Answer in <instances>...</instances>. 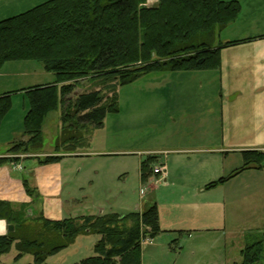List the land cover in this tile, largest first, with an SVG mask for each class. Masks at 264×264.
<instances>
[{"label": "trees", "instance_id": "1", "mask_svg": "<svg viewBox=\"0 0 264 264\" xmlns=\"http://www.w3.org/2000/svg\"><path fill=\"white\" fill-rule=\"evenodd\" d=\"M147 1L52 0L0 22V69L8 62L37 61L57 79L54 85L24 91L29 101L24 132L29 140L16 143L10 154L42 150L45 120L59 106L62 130L56 150L73 153L87 146L84 133L88 129L100 130L108 114H118L117 86L133 84L151 73L220 70L222 49L239 43L219 41L220 34L239 17L242 7L237 1L155 0V6L144 7ZM85 80L100 88L75 95ZM11 108L12 96H1L0 128ZM242 157L244 165L233 177L207 189L224 185L247 170L263 169V152L246 151ZM60 160V156H51L39 162L46 165ZM17 161L0 158V168ZM153 161L151 157L142 164L143 183ZM25 188L34 196L27 181ZM0 220L15 227L13 233L0 236V259L15 246L18 259L31 255L33 264H44L77 238L91 235L101 237L94 248L96 256L80 264H142L143 241L163 233L157 205L142 214L56 221L33 216L27 206L16 209L0 201ZM261 234L247 239L242 264H262ZM252 237L261 239L253 241Z\"/></svg>", "mask_w": 264, "mask_h": 264}, {"label": "rangeland", "instance_id": "2", "mask_svg": "<svg viewBox=\"0 0 264 264\" xmlns=\"http://www.w3.org/2000/svg\"><path fill=\"white\" fill-rule=\"evenodd\" d=\"M46 1L0 0V22L25 14L47 3ZM156 4L155 0H148L143 6L153 7ZM51 78L57 81L55 74L47 72L37 61L8 62L0 69V94L14 91L18 93L23 88L50 82ZM182 80L181 75L151 73L133 84L117 86L115 93L118 114H108L103 128L96 133L93 129H88L84 133L85 143L88 145L81 149L100 153L64 159V167L66 172L69 171L71 178L65 189L70 190L71 198L77 201V207L86 210L85 216L100 215L101 212L103 215L142 214L155 205L161 209L166 204H173L172 217L169 221L178 223L177 220L182 215L178 206L183 204L194 206L196 203L210 206L223 202L227 208V223L223 218L221 222L224 225L215 227L213 231L188 234L185 231L182 233V230H174L163 232L153 240L145 239L142 243V264H242L241 255L247 239L251 236L258 238L264 233V198L254 199V194L249 196L248 189L253 181L250 175L244 174L236 182L226 186L225 191L213 190L205 193L206 197L202 198L195 197L194 192L187 190L182 200V192L186 190V186L177 178L170 182L168 188L160 187L154 182L142 187L144 184L141 177L142 164L153 156L147 150L167 149L172 146L168 135L175 127L169 122L167 85ZM95 85L96 83L89 80L81 81L76 91L85 93L100 88ZM11 96L12 108L8 120L5 118L8 123L10 122L7 125L9 127L0 130L2 153H7L10 148L4 144L7 136L18 131L17 124L14 125L16 127L10 125L15 124L12 121L19 119L23 114L24 103L29 110L26 96L21 93ZM61 112L62 108L59 106L45 120L43 150L57 147L58 139L51 124L52 121L60 119ZM11 128L15 129L11 131ZM19 133L21 135V132L17 135ZM58 153L73 155L75 152L67 153L61 148ZM158 154L159 152L154 156ZM155 165L153 161L149 166V180L156 176L154 169L158 166ZM260 175L264 181V173ZM159 178L163 183L164 177ZM80 217L83 216L76 218ZM100 239L98 235L81 236L72 246L50 257L44 264H80L81 261L96 256L94 248ZM259 239L252 237L251 240ZM18 255L16 247L13 246L10 253L1 257L0 264L34 263L31 255H25L21 259H18Z\"/></svg>", "mask_w": 264, "mask_h": 264}, {"label": "crops", "instance_id": "3", "mask_svg": "<svg viewBox=\"0 0 264 264\" xmlns=\"http://www.w3.org/2000/svg\"><path fill=\"white\" fill-rule=\"evenodd\" d=\"M49 1L52 0L46 2ZM223 1H237L242 9L237 20L220 34L219 41L223 44L239 43L222 49L220 70L168 73L170 76L181 75L183 79L167 85L169 122L175 127L168 135L172 146L147 150L152 153L155 166L166 167L167 176L163 183L159 180L160 175L153 176L148 179L149 183L143 184V188L153 182L168 188L170 182L177 178L186 186L182 200L187 190L202 198L213 190L225 191L226 186L248 174L246 176L250 175L253 180L248 189L249 196L254 194V199L264 198V181L260 175L264 173V168L247 170L224 185L207 189L215 182L233 177L242 168L243 152L264 153V0ZM49 81L30 88L56 84L53 78ZM30 88H23L18 93L25 96L24 91ZM14 92H4L0 96L18 94ZM81 92L76 91L75 94ZM23 108V114L12 121L15 124L10 125L16 127L14 125L17 124L18 131L9 134L4 141L10 148L7 153L0 151V158L18 160L0 168V201L9 202L16 209L27 206L33 216L43 215L56 221L85 216L86 210L79 209L77 201L71 198L70 190L65 189L71 178L64 167V159L100 152L79 148L73 155H63L52 148L28 154H10L16 143L29 140L23 131V121L28 112L26 103ZM61 117L62 112L60 119L51 124L57 139L62 130ZM5 120L1 131L9 127L10 122ZM18 132H21L20 136ZM51 156H60L62 160L40 164L39 161ZM26 181L35 190L34 196L27 193ZM173 208V204H166L159 209L160 227L165 233L174 230L188 234L213 231L215 227H221L223 218L227 223V208L223 202L210 206L197 203L194 206H178L182 213L181 218H177L178 223L169 221ZM8 226L6 221L0 220V236L9 233Z\"/></svg>", "mask_w": 264, "mask_h": 264}, {"label": "built area", "instance_id": "4", "mask_svg": "<svg viewBox=\"0 0 264 264\" xmlns=\"http://www.w3.org/2000/svg\"><path fill=\"white\" fill-rule=\"evenodd\" d=\"M154 174L156 175H160L162 177H166L167 176V170H166V167L164 166H160L156 169H154Z\"/></svg>", "mask_w": 264, "mask_h": 264}, {"label": "water", "instance_id": "5", "mask_svg": "<svg viewBox=\"0 0 264 264\" xmlns=\"http://www.w3.org/2000/svg\"><path fill=\"white\" fill-rule=\"evenodd\" d=\"M15 231V227L13 225H9L8 232L13 233Z\"/></svg>", "mask_w": 264, "mask_h": 264}]
</instances>
